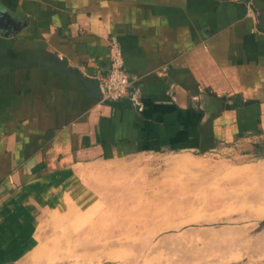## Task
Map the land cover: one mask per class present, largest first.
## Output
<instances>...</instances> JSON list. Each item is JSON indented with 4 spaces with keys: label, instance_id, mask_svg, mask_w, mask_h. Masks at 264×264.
Here are the masks:
<instances>
[{
    "label": "crops",
    "instance_id": "1",
    "mask_svg": "<svg viewBox=\"0 0 264 264\" xmlns=\"http://www.w3.org/2000/svg\"><path fill=\"white\" fill-rule=\"evenodd\" d=\"M111 36L138 80L102 101ZM246 141L264 149V0H0V264L39 246L52 206L85 220L89 190L126 188L143 156Z\"/></svg>",
    "mask_w": 264,
    "mask_h": 264
},
{
    "label": "rangeland",
    "instance_id": "2",
    "mask_svg": "<svg viewBox=\"0 0 264 264\" xmlns=\"http://www.w3.org/2000/svg\"><path fill=\"white\" fill-rule=\"evenodd\" d=\"M243 144L143 156L118 180L126 188L109 190L105 179L89 190L85 220L62 221L52 206L51 222L36 223L39 246L19 264H264V175L236 174L264 164V149Z\"/></svg>",
    "mask_w": 264,
    "mask_h": 264
},
{
    "label": "built area",
    "instance_id": "3",
    "mask_svg": "<svg viewBox=\"0 0 264 264\" xmlns=\"http://www.w3.org/2000/svg\"><path fill=\"white\" fill-rule=\"evenodd\" d=\"M108 67L97 77L98 88L102 101H118L124 98L131 84L138 80L124 66L122 51L116 37L107 39Z\"/></svg>",
    "mask_w": 264,
    "mask_h": 264
},
{
    "label": "bare ground",
    "instance_id": "4",
    "mask_svg": "<svg viewBox=\"0 0 264 264\" xmlns=\"http://www.w3.org/2000/svg\"><path fill=\"white\" fill-rule=\"evenodd\" d=\"M261 212H264V206H262L261 208H260V210H258V212H257V215H260L261 214ZM110 253H113V254H119L120 253V251H113V252H110ZM122 254H126V253H122ZM115 258H116V256H115ZM116 261V260H115ZM150 259H147V260H145V263L147 264V263H150ZM95 262V261H94ZM163 262V261H162Z\"/></svg>",
    "mask_w": 264,
    "mask_h": 264
},
{
    "label": "water",
    "instance_id": "5",
    "mask_svg": "<svg viewBox=\"0 0 264 264\" xmlns=\"http://www.w3.org/2000/svg\"><path fill=\"white\" fill-rule=\"evenodd\" d=\"M107 264H112V263H107Z\"/></svg>",
    "mask_w": 264,
    "mask_h": 264
}]
</instances>
